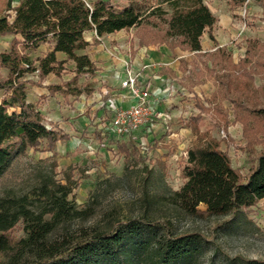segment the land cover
Wrapping results in <instances>:
<instances>
[{"label": "rangeland", "instance_id": "rangeland-1", "mask_svg": "<svg viewBox=\"0 0 264 264\" xmlns=\"http://www.w3.org/2000/svg\"><path fill=\"white\" fill-rule=\"evenodd\" d=\"M205 1L218 21L202 37L203 52L153 41L154 34L164 37L165 27L155 19L151 25L124 29L91 43L86 50L96 63L94 73L76 75L68 61L60 75L27 74V99L42 111L48 127L67 133L68 138L59 141L54 151L42 144L16 157L0 179V194H29L42 178L51 176L73 186L71 198L78 207H93L88 218L65 225L70 231L82 226L108 229L117 217L147 215L169 222L176 234L206 236L210 242L204 244L196 264H239L230 260L238 256L264 259V198L240 208L232 218L192 215L167 198L183 185L188 150L201 134L205 140L216 139L243 176L264 150V117L258 111L264 107V10L254 0L242 5ZM112 2L145 8L159 0ZM95 35L89 31L86 37L92 42ZM12 39L11 34L0 35V52L9 50ZM217 45L223 50L209 55ZM25 52L33 58L46 53L45 49ZM148 59L152 64L146 73L153 85L164 78L171 90L160 108L165 113L156 116L153 134L143 144L141 128L135 134H119L111 121L116 109L123 107L118 98L129 100L116 82V72L125 60L140 67ZM0 71V77L7 76L6 68ZM56 85L82 93L67 94L54 89ZM7 96L0 87V101ZM22 232L19 225L13 234Z\"/></svg>", "mask_w": 264, "mask_h": 264}, {"label": "trees", "instance_id": "trees-1", "mask_svg": "<svg viewBox=\"0 0 264 264\" xmlns=\"http://www.w3.org/2000/svg\"><path fill=\"white\" fill-rule=\"evenodd\" d=\"M247 1L230 0L234 5ZM254 1L264 10V0ZM10 9L15 12L12 19L8 13L0 16V35H20L21 39L13 38L9 50L0 52V68L8 70L6 77H0V87L8 95L0 101V179L27 149L45 144V150L54 151L59 141L68 138L67 133L48 127L42 111L27 99V74L60 75L68 61L74 62L76 75L94 73L96 63L83 50L105 35L151 25L155 19L165 27L164 37L153 33V41L200 53L202 37L218 21L205 0H159L145 8L133 2L119 6L112 0H20L16 6L9 0L6 10ZM89 31L96 33L92 42L86 37ZM210 37L215 40L211 33ZM49 39L54 45L44 56L33 58L25 52ZM221 50L217 45L216 52L208 54ZM58 52L66 58H58ZM54 89L82 93V89L67 91L60 85ZM258 111L264 117V107ZM203 138L201 134L188 150L185 181L167 197L170 203L192 215L229 214L232 218L240 208L263 199L264 150L243 176L216 139ZM72 192L71 184L45 176L29 194H0V264H196L204 244L210 242L200 232L176 234L169 222L147 215L117 217L108 229L82 226L70 231L67 223L93 213L90 205L78 207ZM19 225L23 232L14 235ZM230 260L264 264L258 258Z\"/></svg>", "mask_w": 264, "mask_h": 264}, {"label": "built area", "instance_id": "built-area-1", "mask_svg": "<svg viewBox=\"0 0 264 264\" xmlns=\"http://www.w3.org/2000/svg\"><path fill=\"white\" fill-rule=\"evenodd\" d=\"M7 13L12 19L13 10H8ZM151 64L152 62L148 61L138 67L130 64L129 60L123 61L122 69L116 72V79L130 97V104L116 109L115 117L111 121L112 130L119 134H135V131L141 128L144 136L139 138V141L143 144L148 141V136L153 134L156 116H163L165 113L160 108L171 90L170 83L166 80L161 86H153L146 73Z\"/></svg>", "mask_w": 264, "mask_h": 264}, {"label": "crops", "instance_id": "crops-1", "mask_svg": "<svg viewBox=\"0 0 264 264\" xmlns=\"http://www.w3.org/2000/svg\"><path fill=\"white\" fill-rule=\"evenodd\" d=\"M8 1L9 0H0V16H2L3 14H5L6 12H8V10H6V6H7V3H8ZM19 2H20V0H12V5L13 6H16V5H18L19 4ZM10 10H13V9H10ZM5 12V13H4ZM14 10H13V14H12V18L14 17ZM111 34H115V33H111ZM111 34H108V35H111ZM12 36H13V38H18V39H21V36L20 35H14V34H11ZM13 40V39H12ZM53 45H54V41L52 40V39H49L47 42H45V43H42L37 49L38 50H44L45 49V51H46V53L48 52V51H50L52 48H53ZM36 49V50H37ZM36 50H33V51H36ZM82 52H87V53H89L86 49L85 50H83ZM46 53H42L41 55L42 56H44ZM57 55H58V58H60V59H64V58H66V54L65 53H63V52H58L57 53ZM157 56V55H156ZM160 55H158V57H159ZM92 58V57H91ZM93 59V58H92ZM94 60V59H93ZM150 59H148V61H149ZM147 61V62H148ZM73 62V61H72ZM73 64H74V62H73ZM74 66H75V64H74ZM122 69V68H121ZM149 76V78H150V81L152 82V84H153V81L151 80V77H150V75H148ZM164 81H165V79L164 78H162V80H161V82H160V84L159 85H157V86H161L163 83H164ZM116 82L119 84V87H120V83H119V80H117L116 79ZM154 87H157V86H155V85H153ZM121 88V87H120ZM122 89V88H121ZM123 90V96H125V97H128L129 98V100L128 101H126L124 98H118V100L120 101V105H122V106H126V105H129L130 104V97L127 95V93H126V90L125 89H122ZM168 97H166V99H167ZM162 106H164V104H162Z\"/></svg>", "mask_w": 264, "mask_h": 264}]
</instances>
